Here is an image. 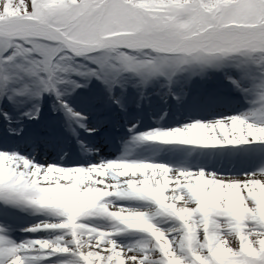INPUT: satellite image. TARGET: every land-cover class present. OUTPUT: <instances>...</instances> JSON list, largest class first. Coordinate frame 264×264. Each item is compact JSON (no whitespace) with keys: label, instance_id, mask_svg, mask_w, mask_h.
<instances>
[{"label":"snow or ice","instance_id":"obj_1","mask_svg":"<svg viewBox=\"0 0 264 264\" xmlns=\"http://www.w3.org/2000/svg\"><path fill=\"white\" fill-rule=\"evenodd\" d=\"M208 70H228L246 111L140 133L133 125L132 142L264 146V0H0L3 140L31 150H0V203L54 220L23 231L58 233L16 243L0 227V264H264V156L243 175L123 157L71 167L35 159L52 146L50 126H27L40 124L45 96L88 151L78 130L98 131L92 112L103 128L104 113L140 108L161 89L179 105L174 77ZM78 90L87 92L82 111L66 99ZM92 218L111 227L86 223ZM126 235L138 238L118 239Z\"/></svg>","mask_w":264,"mask_h":264},{"label":"bare ground","instance_id":"obj_2","mask_svg":"<svg viewBox=\"0 0 264 264\" xmlns=\"http://www.w3.org/2000/svg\"><path fill=\"white\" fill-rule=\"evenodd\" d=\"M80 110H84L82 107L80 106H74ZM230 111V110H229ZM242 111H246L245 108H232L230 113H232L231 115H236V114H239L240 112ZM226 114H224L225 116ZM212 116H209V115H206V116H196V117H186L187 119L185 118H182V119H178V120H167V121H164L162 123H160L159 125L155 124L156 127L157 126H161V127H178L180 126L181 124H186V123H190V122H193V121H196V120H203L204 122H207V121H211L213 119H217V118H212ZM205 119V120H204ZM152 124V123H150ZM155 125H153L152 127L155 128ZM80 138L83 140H86L87 139V142L96 145V147L94 148H100V147H106L108 145H101L102 144V138L101 136L97 138L96 141H92L84 132H81V135H80ZM3 147H0V150H3L4 147L8 148L9 150H14V151H19L21 155H27L30 153L31 150L29 149H22L20 146H17L15 144H12L10 147H8L7 145H4L2 144ZM251 146H248L246 145V150H251ZM258 147V146H257ZM264 146H262L263 148ZM114 148V147H113ZM111 149V146L109 145L107 148H106V151H104L103 153H99L98 155H86L83 160L81 161V163H78V164H75L74 162H70V161H57L55 162L54 161V158L53 157H50V153L47 152V153H44V157H40V156H35V159H36V162L39 163V164H54V165H57V166H67V167H71V166H86V165H89V164H94V163H98L100 162L101 160H104V161H109V160H116L118 158H125L127 159L129 157V154L127 152H108L109 150ZM225 149V148H224ZM203 152L205 151H215V150H220V149H201ZM237 159V157H234ZM233 158V159H234ZM138 159V158H137ZM135 159L136 161H149V162H155V163H161V164H166L172 168H179L177 163L174 162V160H172L170 157L166 156V155H163V156H158V155H153L151 153H147V154H144L142 157H139V159L137 160ZM233 159L232 162L234 161ZM258 165L254 164V165H251L250 167H248L247 169L245 170H242V171H238V172H232L233 174H229L228 172L227 173H222V172H219L218 174H222V175H243L245 172H250L252 171L255 167H257ZM200 167H203L205 168L206 170H211V171H216V166L213 165H208L206 163H194L193 165H191L190 167H188L190 170H196ZM217 172V171H216ZM117 203H120L122 204L123 206L125 207H128V208H137V207H141V205H139L138 203L136 202H133V201H118ZM99 219V220H97ZM50 218L49 217H46V216H40L38 218H36L35 220H33V222H26L27 224V227L30 228V227H33V226H36V225H39V224H42V223H46V222H50ZM88 222L90 223H93V224H97L99 226H103V227H109L110 226V222L107 221V220H104L102 218H92L90 220H88ZM164 227V226H163ZM167 227V226H165ZM58 233L57 232H54V231H38V232H35V233H30V232H24L20 235H15V236H12L11 239L14 240L16 243H20V242H23L25 240H28V239H52L55 235H57ZM138 237H132V238H124V237H118L119 240H121L123 243H128L134 239H137ZM55 259V258H53ZM44 264H49V262L45 261Z\"/></svg>","mask_w":264,"mask_h":264},{"label":"rangeland","instance_id":"obj_3","mask_svg":"<svg viewBox=\"0 0 264 264\" xmlns=\"http://www.w3.org/2000/svg\"><path fill=\"white\" fill-rule=\"evenodd\" d=\"M208 72H209V74H211V77L212 78L213 77H220V78H222L224 80V82H225V85L229 88L228 90L231 91V92H234L231 89V87L227 84V82L225 81V73L224 72H223L224 74L221 73V72L218 73V74H214V73H216V70H208ZM232 74L235 75V73H232ZM178 75L179 74H177L176 77H178ZM194 79H197L199 83L201 82V84L202 83L203 84H207L208 82H211L209 80V78H207V79L205 77L201 78V76H194L193 80ZM204 89H205V87H204ZM173 90H174V88H173ZM198 90H201V89L198 88ZM234 93H236V92H234ZM160 94H161V97H162V99L164 101L163 104H165V103L170 104V99H169L170 96L169 97H165L163 90H160ZM176 94L179 95V92L177 91ZM195 94H196L195 92L193 94L191 92L185 103H189V101H191L192 99H195V98H192V97L195 96ZM197 94H199V95H206L205 97L212 98L208 93H206V90H205V92L204 91H198ZM84 95H87V92L85 90H78L71 97H66V99L69 100V101L71 99L72 100H75V99L76 100H80V97H82ZM227 96H228L227 99L229 101L234 102L237 105V107H245L247 109V104L243 101L242 97L239 94H238V96L234 97V96L230 95V92H228L227 93ZM150 98H152V97H150ZM203 98H204V96H203ZM47 102L49 104V107L48 106H45L47 104ZM53 103H54V97L45 96L43 98L41 105L44 104L45 107L44 106H41V113H42L41 120L44 118L45 111L51 112L52 113V116L49 118V120H50V122H51V124L53 126H56V122L58 121V119H57L56 113H53L52 112V109H51V106H52ZM172 103H173V101H172ZM182 103H184L183 100H182V102L179 105H182ZM78 104L84 106L81 102H79ZM62 115H64V114L62 113ZM166 119H167V116L164 117L163 120H166ZM30 123H32V122H28V126L30 125ZM36 125H38V124H36ZM42 125H44V124L42 123ZM1 127H2V125H0V128ZM52 129H53L52 132L56 131L55 127H53ZM155 149H157V148H155ZM36 152L39 153L38 150ZM23 215H25V216L28 215V217H23ZM39 216H46V217H49V218H51L53 220V218L50 215H48L46 213H43V212H36V211H34L32 209H26V208L3 206V205L0 204V221L1 220H5V221H3V223H0V227H3V228H6L7 229V233H8L9 238H11V236L14 233H19V232L22 233V231L25 229V227L24 228H21L20 226L23 227L22 223L25 222V221H23L24 219L25 220H33L34 218L39 217ZM16 219H18L20 222L23 221L20 224V226L15 227V224L14 225H11V221L10 220L14 221ZM86 223H88V222H86ZM163 226H168V225L167 224H164ZM123 237L128 238V237H134V236L133 235H126V236H123Z\"/></svg>","mask_w":264,"mask_h":264}]
</instances>
